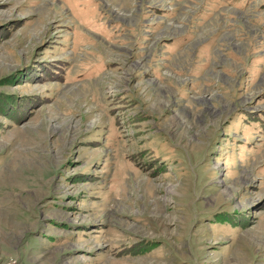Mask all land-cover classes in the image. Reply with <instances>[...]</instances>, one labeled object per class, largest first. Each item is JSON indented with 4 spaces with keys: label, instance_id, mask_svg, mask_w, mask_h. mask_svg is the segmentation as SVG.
Here are the masks:
<instances>
[{
    "label": "rangeland",
    "instance_id": "rangeland-1",
    "mask_svg": "<svg viewBox=\"0 0 264 264\" xmlns=\"http://www.w3.org/2000/svg\"><path fill=\"white\" fill-rule=\"evenodd\" d=\"M0 264H264V0H0Z\"/></svg>",
    "mask_w": 264,
    "mask_h": 264
}]
</instances>
